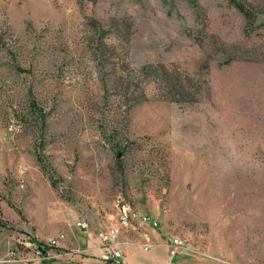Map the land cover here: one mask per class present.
<instances>
[{
	"label": "rangeland",
	"instance_id": "374dc122",
	"mask_svg": "<svg viewBox=\"0 0 264 264\" xmlns=\"http://www.w3.org/2000/svg\"><path fill=\"white\" fill-rule=\"evenodd\" d=\"M194 1L0 0V264H264V0Z\"/></svg>",
	"mask_w": 264,
	"mask_h": 264
},
{
	"label": "built area",
	"instance_id": "2783aa9c",
	"mask_svg": "<svg viewBox=\"0 0 264 264\" xmlns=\"http://www.w3.org/2000/svg\"><path fill=\"white\" fill-rule=\"evenodd\" d=\"M140 224L152 223L156 224L155 221H152L151 218L147 215H142L139 219ZM76 227L80 230H87L88 224L85 220H79L75 223ZM130 226V214L129 211L124 207L117 219L114 223L106 225L103 229H100L97 232V237L102 243L104 248V252L102 253V257L113 263V264H123L124 263V256L123 251L121 249V235L127 230ZM65 239V234L63 232H59L54 236L48 237L44 244L37 243L32 244L33 242L29 239H24L20 243L25 247H29L33 249V252L36 256L42 255V248L45 245L46 247H55L59 244L60 241ZM182 245V239L177 236H171L168 239V251L171 256H174L179 248ZM150 246L148 241H145L141 244L142 248H148ZM12 253V252H11Z\"/></svg>",
	"mask_w": 264,
	"mask_h": 264
},
{
	"label": "trees",
	"instance_id": "16d2710c",
	"mask_svg": "<svg viewBox=\"0 0 264 264\" xmlns=\"http://www.w3.org/2000/svg\"><path fill=\"white\" fill-rule=\"evenodd\" d=\"M192 3H195V1L193 0ZM234 5L241 11V13L248 19V20H253L254 19V14L251 12V10H249L247 8V6H245L244 3L240 2V1H233ZM43 170H45V168H43ZM50 181L52 183L53 186H55L53 179L50 176ZM47 251V247L44 245L42 248V253L43 255L46 254Z\"/></svg>",
	"mask_w": 264,
	"mask_h": 264
},
{
	"label": "crops",
	"instance_id": "0c3cea01",
	"mask_svg": "<svg viewBox=\"0 0 264 264\" xmlns=\"http://www.w3.org/2000/svg\"><path fill=\"white\" fill-rule=\"evenodd\" d=\"M78 231V230H77ZM77 233V232H76ZM82 245V244H81ZM84 247V246H83ZM91 248V247H90ZM91 249H94V248H91ZM102 251L104 250L103 246L101 247Z\"/></svg>",
	"mask_w": 264,
	"mask_h": 264
}]
</instances>
